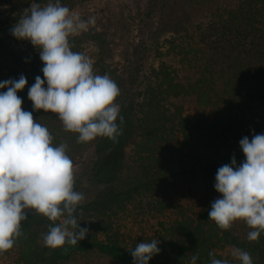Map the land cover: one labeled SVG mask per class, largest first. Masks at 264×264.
Masks as SVG:
<instances>
[{"label": "trees", "instance_id": "obj_1", "mask_svg": "<svg viewBox=\"0 0 264 264\" xmlns=\"http://www.w3.org/2000/svg\"><path fill=\"white\" fill-rule=\"evenodd\" d=\"M74 1L61 0V4L74 7ZM14 3L0 0V12L4 6L14 7ZM154 7L158 20L146 46L138 52L140 64L128 72V83L119 82L120 95L115 102L120 104L124 118L122 134L115 141L96 138L91 179L116 180L129 141L140 137L139 160L144 164L128 178V192H156L149 195L153 205H163V197L172 194L186 196L188 202L174 214L177 218L175 226L170 227L171 237L161 239L160 253L149 264H190L193 255L198 257L197 264H210V252L221 259L218 250L234 247L247 251L253 264H264V234L250 242V229L243 221L221 230L209 220L211 204L220 196L214 188L217 169L230 164L233 156L237 164L245 159L239 147L243 137L251 139L264 133V0H172L171 4L155 0ZM13 11L16 17L22 13L17 7ZM200 13L201 18L195 20ZM15 23L11 16L0 27V81L18 79L23 74L28 83L17 93L23 100L22 109L31 111L33 118L49 130L51 122L59 120L58 115L33 111L28 99V88L35 77L43 78V63L30 42L27 50L18 47L20 40L10 31ZM92 32L91 39L99 41L97 31ZM82 40L81 36L70 38L72 51L77 52ZM166 49L176 70H168L163 63L165 67L157 73L155 68L147 71L149 54L163 55ZM93 67L106 74L98 63ZM186 71L191 77L186 78ZM66 135L62 130L56 139ZM72 139L74 147H79L77 136ZM74 189L83 192L84 182ZM30 218L33 215L28 214L22 225ZM21 240V247L27 246L21 254L23 264H71L87 255L133 264L130 250L134 248L124 246L118 238L101 240L86 235L77 246L66 244L58 249L33 247Z\"/></svg>", "mask_w": 264, "mask_h": 264}, {"label": "clouds", "instance_id": "obj_2", "mask_svg": "<svg viewBox=\"0 0 264 264\" xmlns=\"http://www.w3.org/2000/svg\"><path fill=\"white\" fill-rule=\"evenodd\" d=\"M95 23L94 17L83 19L61 0H48L43 6L32 2L10 30L15 39L29 41L43 63V78L36 76L28 88L33 111L57 114L63 131L78 134L79 144L98 137L115 141L124 123L115 102L118 85L107 74H96L94 61L70 45V38ZM27 83L23 74L0 81V254L23 235L22 222L32 211L51 222L43 237L50 249L77 246L89 233L78 220L85 196L74 189L67 145H54L48 128L22 109L17 93ZM239 147L245 159L237 164L233 156L230 164L217 169L214 188L220 198L211 204L209 220L221 230L243 221L250 229L247 239L256 242L264 234V133L243 137ZM130 253L133 264H149L160 253L158 241L138 243ZM230 255L238 264H253L250 254L240 248H232ZM209 258L210 264H232L216 259L212 252ZM197 261L193 255L190 264Z\"/></svg>", "mask_w": 264, "mask_h": 264}, {"label": "rangeland", "instance_id": "obj_3", "mask_svg": "<svg viewBox=\"0 0 264 264\" xmlns=\"http://www.w3.org/2000/svg\"><path fill=\"white\" fill-rule=\"evenodd\" d=\"M220 1L231 3L234 0ZM15 2L14 7L20 8L23 13L25 9L31 7L32 2L45 5L48 0H21L20 2L15 0ZM74 2V7L68 6L70 10L79 13L85 20L90 17H94L96 20L95 25L90 27L87 32L78 35L83 37V40L78 43L76 51L89 56L94 64L98 63L105 68L106 74L119 87L120 81L124 82L126 80L127 82L130 75L128 72H131L140 64L138 52L146 46L147 36L157 24L158 12L154 7L155 0H75ZM162 2L171 4L172 0H162ZM14 7L12 5L2 7L0 27L11 16L16 19V22L20 19L22 13L16 17L13 11ZM201 14L195 20H199ZM93 30H96L99 34L97 35L99 41L91 39L90 36L94 34ZM28 43L29 41H20V46L18 44L16 46L27 50ZM172 58V54L167 49L163 52V55L151 52L146 59L145 69L150 71L155 68L157 73L158 69L166 65L169 68L168 70H176L174 66L176 63L172 61ZM163 63L164 65H162ZM177 68L180 69V65ZM93 70L96 74L103 75L101 68L94 69L93 67ZM142 72L144 73V71ZM183 74L186 75V78L192 75L188 71ZM153 75L155 80V74ZM134 91L137 92L136 89ZM134 97L136 96L134 95ZM138 100L137 98V103ZM51 125L49 130L53 136L54 145L61 143L67 145V154L74 166V188L80 182H84L85 200L78 208L77 215L78 220L81 221L80 226L89 229L87 235L95 236L101 240L108 237L118 238L121 244L129 248H135L138 243L151 242L153 239H157L158 244L161 239H170V227L175 226L177 218L174 214L181 207L188 204L187 197L177 198L172 194L169 197H163V201H160L163 205H153L154 202L151 201L153 198L149 195H155L156 192L155 194L149 193L146 189L128 192V188H126L130 180L128 178L133 177L138 167L144 164L142 160H139L141 157L140 144L142 145L140 137H134L129 141L122 162L123 168L117 174V179L99 181L91 179L96 160V139L87 144H80L79 147L75 148L72 138H75L78 134L67 132L66 137L60 136L57 140L56 136L63 130L62 122L57 120L51 122ZM125 189L126 192H124ZM140 191L141 194H139ZM121 192L122 195L118 196L117 194ZM218 198L220 196H217ZM156 208L158 209L156 210ZM29 214L33 215V218L22 225L23 235L17 240L14 247L0 254V264H23L21 254L27 246L23 245L21 247L22 238L33 247L44 245L43 237L47 233L51 222L46 217L37 215L34 211L29 212ZM217 252L222 256V260L228 259L232 264H238V261L233 260L230 255L231 248H225ZM71 264L117 263L94 255H87L77 257Z\"/></svg>", "mask_w": 264, "mask_h": 264}]
</instances>
